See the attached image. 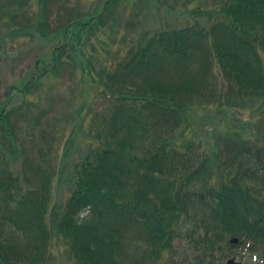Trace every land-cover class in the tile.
<instances>
[{
  "label": "trees",
  "instance_id": "obj_1",
  "mask_svg": "<svg viewBox=\"0 0 264 264\" xmlns=\"http://www.w3.org/2000/svg\"><path fill=\"white\" fill-rule=\"evenodd\" d=\"M28 1L0 0L9 37L48 44L28 47L11 68L0 64V264H47L53 241L73 264H224L231 256L264 264V0H205L172 22L158 8L154 28L134 32L128 21L114 56L92 32H105L113 46L108 20L126 0H100L87 16L74 0V19L70 0H38L35 17ZM63 65L73 66L82 95L89 83L99 98L88 144L69 165L49 163L44 142L14 145L21 123L51 111H32L36 104L21 95L51 85L50 69L67 75L55 70ZM224 95L233 103L224 111L263 112L241 132L190 139L187 108L215 107ZM60 177L67 189L53 205ZM7 226L26 248L5 238Z\"/></svg>",
  "mask_w": 264,
  "mask_h": 264
},
{
  "label": "rangeland",
  "instance_id": "obj_2",
  "mask_svg": "<svg viewBox=\"0 0 264 264\" xmlns=\"http://www.w3.org/2000/svg\"><path fill=\"white\" fill-rule=\"evenodd\" d=\"M6 1V0H5ZM38 0H29L28 5L26 7V11L29 15L35 17L39 12ZM67 0H63L66 2ZM74 0H70L67 4V13L71 16L72 19L75 18L79 6H75L77 2L82 7V11L86 13V16L90 14L88 11L92 8L95 9L98 4H100V0H75V5L73 3ZM106 1V0H104ZM189 0H126L122 1L119 6L116 8V11L111 15V18L108 20V23H112L108 25L112 28V32L114 36L112 39L114 40L113 46H107L104 42L108 41V36L105 32L97 31L96 33L92 32L93 42H95L101 49L103 54L110 51V56H114L118 50L121 49L120 40L123 36L128 34L127 31L132 29V25H128V21L133 20L136 21L137 25H133V31L142 29L145 27L154 28L155 22H158L161 19V15L158 14L160 9H164L163 15H167L170 22L174 21V19L183 20L187 16V14L198 8L201 3L205 0H193L192 3H186ZM106 2H109L107 0ZM186 3L188 7H184L185 12L182 13L183 4ZM95 4V5H94ZM211 4V3H209ZM71 6V7H69ZM94 6V7H93ZM210 7V6H209ZM104 10V9H102ZM87 11V12H86ZM115 15V16H114ZM116 17V18H115ZM0 64L3 63L6 67H13L16 63L24 61L27 51L30 49H34L36 46H32V42L30 43L27 40H17L14 37L8 36V31L12 29L10 27V23L8 22V17L3 18L0 22ZM116 30V33H115ZM3 33V34H2ZM103 42V43H102ZM47 47L48 44L41 43L35 50L41 49V47ZM43 59L46 62H49V56L43 55ZM109 58V57H108ZM68 62L71 63L70 60ZM64 66H69L66 69ZM2 69V70H1ZM57 72H66V74H57L55 76L52 75V69L48 73L47 77L51 81V85L47 86L46 92L42 91L41 85L34 88L32 91L27 90L21 97H25L26 101H33L36 105L33 107V110L43 111L46 109H53V116L49 117L47 120L50 124V127H47L45 121H43V125L38 127L39 131H44L48 134L50 141V157L51 160L55 158V162L61 165L64 162V152L67 151V155L69 156V160H74L80 150L88 144V139L85 137V133L89 130L88 122L91 120L93 109V102L95 100V96L97 92L89 86V83L86 87V93L82 95L85 91L84 87L78 85L80 80H78L79 76L75 73L73 66L71 65H63L62 67L55 68ZM0 71L5 74L4 68H0ZM70 71V77L68 76V72ZM61 75V76H60ZM62 77V78H61ZM19 80V79H18ZM53 85V86H52ZM225 96V95H224ZM216 101L215 107L213 106H202L193 110V107L189 110L190 106L187 108V112H184V122L190 128L188 133V137L192 140H196L204 144V140L211 141L212 137L216 134L231 133L233 130L241 132L242 129L246 126L252 127L253 125L250 122H254V119L258 114L262 113L260 106H256L251 112L246 114L245 116H241L239 111L233 112L224 111V109L229 110V108H233V103L226 98V96ZM19 97V100L22 98ZM60 98L62 101L60 104H57L54 101V105L52 106V99ZM97 97V96H96ZM97 99H99L97 97ZM84 106H87L86 110L83 109ZM95 106V105H94ZM253 106V101H249L247 104L243 106V108H239V110H249ZM40 113V112H38ZM91 113V114H90ZM247 122L249 125H247ZM82 123L84 126H82ZM78 128L76 137H73L75 134V130ZM28 133H32V130L26 129ZM47 130H50L51 133H48ZM20 132L17 133V135ZM75 141H72L74 140ZM214 138L213 137V141ZM18 142L22 140V138L18 135ZM23 143V142H22ZM24 144V143H23ZM48 148V146H46ZM64 157V159L62 158ZM66 162H69L66 160ZM64 176L67 178L65 172ZM62 177H60L59 182L56 186H53V200L56 202L58 198L57 192L61 191L65 192L67 186L65 183H61Z\"/></svg>",
  "mask_w": 264,
  "mask_h": 264
},
{
  "label": "water",
  "instance_id": "obj_3",
  "mask_svg": "<svg viewBox=\"0 0 264 264\" xmlns=\"http://www.w3.org/2000/svg\"><path fill=\"white\" fill-rule=\"evenodd\" d=\"M228 264H235V263L233 262V260H230V261L228 262Z\"/></svg>",
  "mask_w": 264,
  "mask_h": 264
}]
</instances>
